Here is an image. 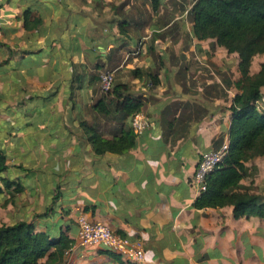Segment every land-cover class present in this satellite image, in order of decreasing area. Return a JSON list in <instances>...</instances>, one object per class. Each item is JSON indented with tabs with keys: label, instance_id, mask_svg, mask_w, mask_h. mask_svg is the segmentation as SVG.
<instances>
[{
	"label": "crops",
	"instance_id": "crops-1",
	"mask_svg": "<svg viewBox=\"0 0 264 264\" xmlns=\"http://www.w3.org/2000/svg\"><path fill=\"white\" fill-rule=\"evenodd\" d=\"M194 1L0 0V177L11 182L0 224L74 239L64 264H264V218L194 205L201 153L228 135L239 61L193 36ZM103 70L126 88L106 96ZM221 87L230 94H208ZM119 94L142 97L153 126L127 149L97 153L90 128L115 145L132 133ZM81 215L140 241L144 258L82 245Z\"/></svg>",
	"mask_w": 264,
	"mask_h": 264
},
{
	"label": "trees",
	"instance_id": "trees-1",
	"mask_svg": "<svg viewBox=\"0 0 264 264\" xmlns=\"http://www.w3.org/2000/svg\"><path fill=\"white\" fill-rule=\"evenodd\" d=\"M158 1L153 0L154 6ZM189 13L193 36L199 40L214 38L228 53H237L240 73L235 82L238 92L229 107L232 114L229 151L222 166L207 176L206 187L194 205L197 208L232 205L235 216L264 218V195L251 193L250 187L241 184L247 170L245 163L264 155V112L256 106L264 88V60L256 73L249 71L252 58L264 53V0H195ZM133 74L137 75V69ZM123 87L126 88L122 84L114 85L113 91ZM119 97L122 100L117 107L129 114L139 110L144 102L142 97L120 94ZM88 131L97 153L124 150L134 144L133 133L127 134L122 144L115 145V141L103 139L91 128ZM5 168L6 158L0 150V173ZM0 181L1 193L11 182L1 177ZM73 244L74 239L67 235L51 237L37 231L32 223L0 224V264H64Z\"/></svg>",
	"mask_w": 264,
	"mask_h": 264
},
{
	"label": "built area",
	"instance_id": "built-area-1",
	"mask_svg": "<svg viewBox=\"0 0 264 264\" xmlns=\"http://www.w3.org/2000/svg\"><path fill=\"white\" fill-rule=\"evenodd\" d=\"M1 35V25H0ZM99 84L102 92L107 93L114 85V71L103 70L99 74ZM153 126L148 110L140 108L133 112L130 118V127L134 136H138ZM230 141L228 135L217 149L204 151L192 177V183L196 186L197 192L206 187V178L214 170L222 166L223 160L229 151ZM77 239L82 245H103L107 250L118 254L130 262H139L144 258V250L138 240L128 238L114 232L107 225L91 221L84 215L77 220Z\"/></svg>",
	"mask_w": 264,
	"mask_h": 264
},
{
	"label": "rangeland",
	"instance_id": "rangeland-1",
	"mask_svg": "<svg viewBox=\"0 0 264 264\" xmlns=\"http://www.w3.org/2000/svg\"><path fill=\"white\" fill-rule=\"evenodd\" d=\"M239 60V59H238ZM264 60V53L257 54L252 58L251 64H250V73H256L260 68V63ZM239 62V61H238ZM235 62L231 64V66H235ZM231 66L229 68H231ZM193 67L198 69H220L221 65H216V67L213 66H206L205 63H203L201 60H196L193 63ZM215 68V69H214ZM237 70H238V64H237ZM219 72V70H217ZM221 72V71H220ZM223 73L220 75L217 74V77L222 80V83L224 86L230 85L231 82H233V72H230V69H227V71H222ZM240 78V73L238 71V77L234 79V82H236ZM217 79L211 83V86H217L221 84L219 83ZM199 82L204 83L203 80H200ZM113 91L110 90L107 93H104L106 96L110 95ZM238 90H233L232 93L236 94ZM210 95H221L225 97L226 95L230 94V92L226 91L225 88H215L211 91H209ZM256 106L259 111L264 112V88H262V97L258 101H256ZM245 165L247 166V170L245 174L243 175V178L241 180V184L246 187L251 188V193L255 194H261L264 195V155L256 156L250 160H248Z\"/></svg>",
	"mask_w": 264,
	"mask_h": 264
}]
</instances>
